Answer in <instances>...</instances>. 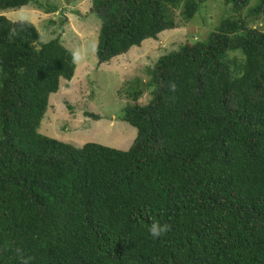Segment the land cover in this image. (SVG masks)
<instances>
[{
  "label": "trees",
  "instance_id": "1",
  "mask_svg": "<svg viewBox=\"0 0 264 264\" xmlns=\"http://www.w3.org/2000/svg\"><path fill=\"white\" fill-rule=\"evenodd\" d=\"M206 1L93 0L98 64L187 24ZM223 1L232 10L204 40L126 89L122 120L137 129L127 150L39 132L75 74L66 17L43 41L32 22L0 15V264H264V0ZM30 4L57 10L0 9ZM153 221L168 225L158 239Z\"/></svg>",
  "mask_w": 264,
  "mask_h": 264
},
{
  "label": "rangeland",
  "instance_id": "2",
  "mask_svg": "<svg viewBox=\"0 0 264 264\" xmlns=\"http://www.w3.org/2000/svg\"><path fill=\"white\" fill-rule=\"evenodd\" d=\"M40 1H49L57 10L46 13L30 4L18 9H0V15L12 21L32 22L43 41L58 34L52 31L50 20L66 17L61 40L74 54L75 74L71 80L62 79L58 92L51 94L39 132L77 148L97 142L127 150L136 138L137 129L122 120L125 108L134 103L126 89L144 86L149 78L147 68L161 55L186 41L192 42L194 36L204 40L232 10L223 0H207L187 24L164 30L157 39H146L141 46H133L99 65L96 46L101 21L90 11L93 0ZM257 1L251 0L250 6ZM149 98V92L145 91L137 105H146ZM86 112L101 118L96 120Z\"/></svg>",
  "mask_w": 264,
  "mask_h": 264
},
{
  "label": "clouds",
  "instance_id": "3",
  "mask_svg": "<svg viewBox=\"0 0 264 264\" xmlns=\"http://www.w3.org/2000/svg\"><path fill=\"white\" fill-rule=\"evenodd\" d=\"M167 231H168V225L161 224L158 221H153L150 227L148 228V232L153 239L160 238Z\"/></svg>",
  "mask_w": 264,
  "mask_h": 264
}]
</instances>
